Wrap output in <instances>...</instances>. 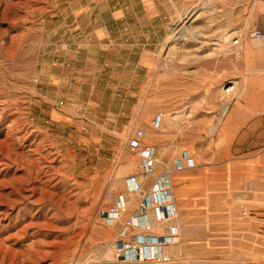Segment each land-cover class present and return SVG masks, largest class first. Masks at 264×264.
Segmentation results:
<instances>
[{
	"label": "rangeland",
	"instance_id": "rangeland-1",
	"mask_svg": "<svg viewBox=\"0 0 264 264\" xmlns=\"http://www.w3.org/2000/svg\"><path fill=\"white\" fill-rule=\"evenodd\" d=\"M250 1L0 0V264H131L103 216L142 179L137 131L171 168V264H264Z\"/></svg>",
	"mask_w": 264,
	"mask_h": 264
},
{
	"label": "built area",
	"instance_id": "built-area-1",
	"mask_svg": "<svg viewBox=\"0 0 264 264\" xmlns=\"http://www.w3.org/2000/svg\"><path fill=\"white\" fill-rule=\"evenodd\" d=\"M250 36L253 40L264 41V17L260 27ZM61 105V102L56 104L57 107ZM158 126L159 119L154 122V127ZM143 138L144 132L137 131L128 142L129 150L141 157L142 179L135 176L125 179L130 196L109 194L111 204L104 213L103 222L110 227L121 224L116 251L123 263L171 264L173 260L168 248L176 244L179 237L178 229L170 225L178 219L170 178L171 168L159 160L154 147L142 149ZM181 168V162H175L173 169L178 171ZM155 227H163L166 233H155Z\"/></svg>",
	"mask_w": 264,
	"mask_h": 264
},
{
	"label": "crops",
	"instance_id": "crops-1",
	"mask_svg": "<svg viewBox=\"0 0 264 264\" xmlns=\"http://www.w3.org/2000/svg\"><path fill=\"white\" fill-rule=\"evenodd\" d=\"M253 2H254L255 5L257 4V0H251L250 1L251 4H253ZM260 2L262 4H264V2H262V0H260ZM255 5H254V7H255ZM262 44H264V41H262V40H253V44H252L251 48H253L256 52L260 53L261 52V48H262ZM246 51L249 52L250 51V48L248 47ZM242 96H243V92L240 93L237 97L238 98H242ZM152 217H153V215H152ZM157 228L158 227H155L154 228V231ZM138 233H140V232H138ZM165 233H166V230H164V228H163V234H165ZM170 249H171V247L168 248V251H170Z\"/></svg>",
	"mask_w": 264,
	"mask_h": 264
},
{
	"label": "bare ground",
	"instance_id": "bare-ground-1",
	"mask_svg": "<svg viewBox=\"0 0 264 264\" xmlns=\"http://www.w3.org/2000/svg\"><path fill=\"white\" fill-rule=\"evenodd\" d=\"M254 5H255V4H254V2H253L252 6L254 7ZM231 89H232V88L229 87V89H227V91H230ZM225 111H226V108H224V112H225ZM134 163H135L134 161H131V165H134Z\"/></svg>",
	"mask_w": 264,
	"mask_h": 264
}]
</instances>
